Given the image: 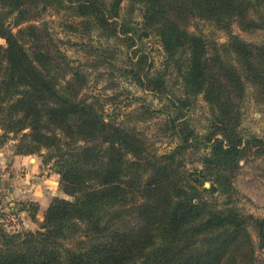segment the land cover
Returning a JSON list of instances; mask_svg holds the SVG:
<instances>
[{"label": "trees", "instance_id": "1", "mask_svg": "<svg viewBox=\"0 0 264 264\" xmlns=\"http://www.w3.org/2000/svg\"><path fill=\"white\" fill-rule=\"evenodd\" d=\"M124 1L141 10L143 36L158 38L178 73L172 121L199 96L208 105L213 126L203 148L211 153L193 172L185 157L202 148L187 122L173 125L171 151L152 149L81 95L80 70L37 24L47 9H62L80 19L72 32L96 28L133 46L134 30L119 20ZM191 17L227 32V42L188 31L183 20ZM234 23L264 29V0H0V144L19 136L17 155L46 149L68 197L52 198L35 230L9 232L0 223V264H264V217L242 214L232 201L243 103L250 93L264 104V44L240 39ZM143 62L138 57L140 69ZM135 75L141 87L164 92L161 76ZM21 204L37 222L38 205Z\"/></svg>", "mask_w": 264, "mask_h": 264}, {"label": "rangeland", "instance_id": "2", "mask_svg": "<svg viewBox=\"0 0 264 264\" xmlns=\"http://www.w3.org/2000/svg\"><path fill=\"white\" fill-rule=\"evenodd\" d=\"M121 7L119 20L128 23L135 32L127 35L134 37L133 46H130L131 41L124 35L107 37L96 28L72 32L70 24L80 19H73L69 12L62 9H47L37 24L44 28L58 49L66 54L71 65L80 70L85 79L81 95L103 109L106 118L125 125L127 129H134L137 134H141L139 137H145V143L152 149L159 153L171 151L177 143L173 125L183 120L187 122L189 128L200 136L199 146L202 149L186 155V169L190 172L200 169L201 156L211 153L209 148H203L205 136L213 126L208 105L199 96L191 106L180 111L182 119L172 121L178 112L175 110L176 100L182 97L178 73L166 62L158 38L154 34L143 36L141 10L135 8L131 11L127 1ZM183 21L188 31L202 35L210 44H222L229 38L227 32L209 21L195 17ZM231 31L245 42L264 44V29L247 31L234 23ZM0 44L3 45L4 40L0 39ZM138 57L144 61L141 69L137 65ZM137 72L161 76L165 82L164 92H153L145 86L141 87L136 79ZM242 112L239 132L243 137V145L241 156L232 168V185L235 189L232 201L238 212L262 218L264 104L256 103L249 93L244 100ZM9 137L13 139L0 144V223L9 232L35 230L52 198L68 197L59 189V175L54 172V160L49 159V152L41 148L30 155H17L24 143L19 140V136ZM20 157H23L26 164H22L23 161L17 163L16 158ZM47 176H52L51 182L42 181ZM204 187L209 188L210 182H205ZM51 189H55L52 194ZM217 198L222 204L227 200L222 196ZM24 202L38 205L37 222L32 221L28 213L19 211ZM249 232L257 244L254 230L249 228ZM256 254L260 256L261 252L256 251Z\"/></svg>", "mask_w": 264, "mask_h": 264}, {"label": "crops", "instance_id": "3", "mask_svg": "<svg viewBox=\"0 0 264 264\" xmlns=\"http://www.w3.org/2000/svg\"><path fill=\"white\" fill-rule=\"evenodd\" d=\"M16 160H18V161H17L18 164H19V161H23L22 164H26L25 161H24V159H23V157L16 158ZM31 160H34V159H31ZM21 168L23 169V167H21ZM51 177H52V176L44 177L42 181H43V182H51V181H50ZM51 188H53V187H51ZM54 192H55V189H51L50 194H52V193H54ZM40 210H41V209H40Z\"/></svg>", "mask_w": 264, "mask_h": 264}]
</instances>
